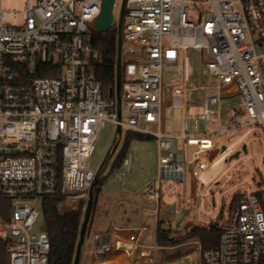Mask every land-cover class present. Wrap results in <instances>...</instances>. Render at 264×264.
Returning a JSON list of instances; mask_svg holds the SVG:
<instances>
[{
  "label": "built area",
  "instance_id": "2783aa9c",
  "mask_svg": "<svg viewBox=\"0 0 264 264\" xmlns=\"http://www.w3.org/2000/svg\"><path fill=\"white\" fill-rule=\"evenodd\" d=\"M24 1L13 11L22 21L10 22L0 0V196L13 199L10 221L0 216V238L9 240L10 264H49L51 251L48 232L34 229L40 210L14 201L54 196L60 186L72 205L86 197L95 179L89 161L107 122L158 139L159 173L142 190L155 212L163 186L176 194V181L182 183L180 196L192 200L188 178L208 166L213 137L264 125V0H115L111 28L118 36L124 4L122 51L139 53L121 60L127 120L122 109L119 116L117 98L105 96L92 66L99 52L86 40L97 31L102 0ZM184 47L204 48L203 73L213 82L203 87L201 112L185 114L182 132L163 131V71L177 69ZM184 62V81L172 86L170 101L187 110L195 88L186 83L187 56ZM234 93L242 94L245 105L224 123L216 106ZM212 116L217 130L188 132V118L208 130ZM189 144L198 146L191 158ZM130 163L127 155L123 174ZM218 222V245L202 249L195 264H264V188L242 192L229 217Z\"/></svg>",
  "mask_w": 264,
  "mask_h": 264
},
{
  "label": "rangeland",
  "instance_id": "374dc122",
  "mask_svg": "<svg viewBox=\"0 0 264 264\" xmlns=\"http://www.w3.org/2000/svg\"><path fill=\"white\" fill-rule=\"evenodd\" d=\"M3 6L8 12L10 22H21L22 14H15V10H21L25 6L24 0H3ZM119 8H115V13H119ZM115 29V28H110ZM109 29V30H110ZM139 53H132L125 47L122 51L123 62L138 57ZM188 57L189 79L187 85L195 88L194 100L201 102V106L190 105L188 114L201 112L204 104V89L199 87L210 82V76L203 73L205 66V50L202 47H184L180 50V58L178 60L177 69L163 71V85L166 87V95L164 103L161 107L162 130L179 133L183 131L184 109L175 107L171 104L170 96L173 92L175 84L184 81L185 57ZM245 101L240 93L224 95L222 102L216 107H220L221 117L224 123H228L234 114L242 107ZM128 108L123 104L122 118L128 119ZM189 133L213 132L218 128V119L212 116L211 126L208 130L204 128L203 121H199V126L195 127L194 119L188 118ZM117 125L113 122H107L102 128L95 144V151L89 161V166L96 172L102 164L105 156L110 148L117 141ZM121 139L118 142L108 166L102 176L104 184L100 186L97 193L98 200L94 209L92 223L101 227L105 225L111 215L109 201L113 197H121L130 195L131 192H138L147 182H151L157 177V160L159 142L156 137L151 139L139 140L131 139L127 146V155H130L131 163L126 173L123 174L124 166L118 161L119 155L125 146L127 130L121 131ZM216 147L209 151L208 166L199 169L196 182L192 176L188 178L189 194H196L200 199L199 202L189 203L179 197L182 183L176 181V194L166 191L165 185L162 189V197L157 205L156 212L142 211L139 215L140 219L149 222L152 226L157 220L165 228L173 230H182L190 221L199 224L210 225L218 222L220 219H227L229 211L242 192H252L264 188V125L257 124L240 128L232 133L213 137ZM180 145V139H177ZM223 146L225 148L223 149ZM198 146L187 145V158H191L194 150ZM239 152L238 156L230 158V156ZM89 195L79 200L78 204L66 206V197L60 206L64 212L81 211V223L84 217L85 208L87 206ZM28 202L36 206L41 214L34 227L36 231H47L48 226L43 213L42 199L25 198L16 199L14 203L23 204ZM155 206L153 203H149ZM77 206V207H75ZM127 206L123 207L118 215L120 219L123 217ZM125 217H123L124 219ZM128 222H132L138 218H128ZM134 220V221H135ZM181 231H176L175 238H180ZM180 235V236H179ZM197 240V237L193 238ZM194 248L196 244L193 243ZM198 248L192 253V257L197 255ZM85 262V254L83 253L81 263ZM191 261L185 257L180 264Z\"/></svg>",
  "mask_w": 264,
  "mask_h": 264
},
{
  "label": "crops",
  "instance_id": "0c3cea01",
  "mask_svg": "<svg viewBox=\"0 0 264 264\" xmlns=\"http://www.w3.org/2000/svg\"><path fill=\"white\" fill-rule=\"evenodd\" d=\"M213 79L210 78V82ZM206 84V83H205ZM199 87H204V85ZM204 89V88H203ZM235 94V93H234ZM166 95V94H165ZM195 95V92H194ZM228 95V94H227ZM201 102H197L193 99L188 105L187 110L184 109V114L188 113L190 105L201 106ZM171 132V131H169ZM182 132V131H181ZM180 133V132H179ZM210 132L203 133H192L194 135H204ZM154 137V136H153ZM153 137L145 138L151 139ZM139 139V140H145ZM159 157L160 148L158 146V160H157V176L159 173ZM193 181L196 182V178L192 177ZM149 183L147 181L138 192H131L130 195L125 196L123 194L121 197H112L109 201V207L111 215L107 223L101 227L95 226L92 223V218L94 214V209L96 208V203L98 200L97 193L100 190L99 186L95 194V205L93 207V212L91 215L90 222L88 224L87 233L85 241L82 246V253L85 254L84 264H180V262L187 257L191 263L195 264V258L198 256L199 252L203 249L201 240L197 237V240H193L196 236L186 238L173 245H162L158 241V229L171 230L170 237H176V231H181V237L186 236L189 231L198 225L209 226L205 224H199L195 221L188 222L182 230H173L172 228H165L162 226L161 221L157 220L152 226L149 222L140 219L142 211L155 212L154 206H151L147 200L142 196L143 188ZM179 197L183 199L180 195ZM188 197L192 200L189 203L199 202V198L196 194L190 195L188 189ZM80 199L75 200L76 205ZM184 200V199H183ZM186 201V200H184ZM188 202V201H186ZM67 203V202H66ZM71 201L66 204L70 206ZM127 206V210L123 213V217L120 219L118 215L123 207ZM77 207V206H75ZM60 209V206H59ZM64 212L62 209H60ZM138 218L132 222H128V218ZM179 235V236H180ZM180 237V238H181ZM193 243L196 244L194 248ZM197 250V255L195 258L192 257V253ZM81 263V259H80ZM188 264V263H184Z\"/></svg>",
  "mask_w": 264,
  "mask_h": 264
},
{
  "label": "trees",
  "instance_id": "16d2710c",
  "mask_svg": "<svg viewBox=\"0 0 264 264\" xmlns=\"http://www.w3.org/2000/svg\"><path fill=\"white\" fill-rule=\"evenodd\" d=\"M99 52L98 57L93 61L92 66L96 77L103 85V92L108 98H115L117 83V46L118 38L115 29L106 32L92 31L86 36ZM42 75H56L57 73H40ZM153 135L145 134L135 130H127L126 141L118 161L123 163L127 156V146L131 139H145ZM104 178H100L94 187L95 194L102 184ZM61 185V183H60ZM65 198L61 190L54 196L42 198L43 213L48 226V234L51 240V251L49 264H73L77 243L80 238L81 211L62 212L59 204ZM13 199L7 196H0V216L5 221H10ZM95 205V202H94ZM83 221V220H82ZM171 230L158 229V241L162 245H173L186 238L196 236L201 240L202 248L209 249L218 245L221 229L219 222L209 226L198 225L193 227L189 233L181 238L170 237ZM9 240L0 238V264L9 263Z\"/></svg>",
  "mask_w": 264,
  "mask_h": 264
},
{
  "label": "water",
  "instance_id": "95a60500",
  "mask_svg": "<svg viewBox=\"0 0 264 264\" xmlns=\"http://www.w3.org/2000/svg\"><path fill=\"white\" fill-rule=\"evenodd\" d=\"M114 4H115V0H102L101 11L94 21V26L96 27L98 32H105L106 30L111 28L113 18H114V13H113ZM123 9H124V4L122 7V12H121L120 20H119V25H118V36H117L118 46H117V62H116L117 83H116V89H115L116 98H117V108H118V113H119L120 117H121V109H122V103H121L122 30L121 29H122ZM121 131H122L121 126L118 125L117 126V133H116L118 135L117 141L110 148V150L107 153V155L105 156L102 164L100 165L98 170L95 172L94 182H93V184L90 187L89 192H88L89 198H88L87 206H86L85 212H84V217H83V221H82V225H81V229H80V238H79V241L77 243L73 264H80L82 246H83V243L85 241L88 224L90 222L91 215L93 212V207H94V201H95L94 187H95L96 183L99 181V179L103 176V174H104V172L108 166L109 159L111 158L112 153L114 152L118 142L121 139V134H122ZM224 148H225V146H223V149ZM238 154H239V152H236V153L232 154L230 156V158H232L234 156H238Z\"/></svg>",
  "mask_w": 264,
  "mask_h": 264
},
{
  "label": "bare ground",
  "instance_id": "6f19581e",
  "mask_svg": "<svg viewBox=\"0 0 264 264\" xmlns=\"http://www.w3.org/2000/svg\"><path fill=\"white\" fill-rule=\"evenodd\" d=\"M71 201V200H70ZM70 201H68L66 204H68ZM72 205V204H71Z\"/></svg>",
  "mask_w": 264,
  "mask_h": 264
}]
</instances>
